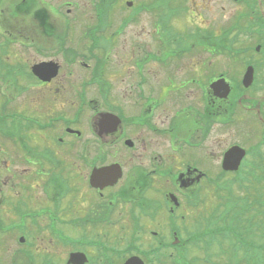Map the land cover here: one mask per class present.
<instances>
[{"label":"flooded vegetation","instance_id":"obj_1","mask_svg":"<svg viewBox=\"0 0 264 264\" xmlns=\"http://www.w3.org/2000/svg\"><path fill=\"white\" fill-rule=\"evenodd\" d=\"M8 1L21 4L22 17L53 26L44 6L32 13L43 0ZM185 1L68 0L79 14L89 3L91 20L78 22L53 50L33 39L53 28L16 30L27 56L20 84L9 83L11 93L0 103V168L6 171L0 178V264L185 263V255L172 253L178 245L172 239L181 238L179 229L193 228L195 216L202 217L197 210L203 198L189 188L221 177V153H202L221 123L222 102L236 106L253 98L247 95L251 87L239 88L236 96V76L222 72L216 60H202L205 50L236 52V39L210 46L205 37L251 36L264 42V0H196L191 15ZM56 5L48 7L51 14ZM226 11L225 19L218 18ZM0 34L12 33L0 25ZM190 36L202 44H188ZM5 37L0 53L13 42ZM1 63L0 76L13 68ZM222 77L229 85L225 98L213 84ZM32 85L38 94L48 91L51 103L38 95L36 108L16 109L13 93L21 97ZM61 151L68 156L61 158ZM216 157L218 171L205 170L203 164ZM100 198L123 204L121 226L101 213ZM116 226L127 230L123 238L114 237ZM102 229L111 236L93 232Z\"/></svg>","mask_w":264,"mask_h":264},{"label":"rangeland","instance_id":"obj_2","mask_svg":"<svg viewBox=\"0 0 264 264\" xmlns=\"http://www.w3.org/2000/svg\"><path fill=\"white\" fill-rule=\"evenodd\" d=\"M67 1L68 0H45V2L50 3L53 6L55 4H57L56 6H59V9L55 10L54 14H51L52 11L48 10V4L45 2L42 4L38 1V3H36L33 7L34 9L32 13H35L36 10H42L44 6L46 8V12H48L47 15H51L53 26L47 23H42L39 19L38 21H31V18H28V16L24 15L22 17L19 4H15L14 2H10L8 0L0 1V25L3 29H7L8 33H12L11 35L5 34L6 36L9 38H14L16 36V41L11 42L7 47L9 49L6 48L4 52L2 50L3 53H0V61H2L1 64L4 65L8 62L13 66L12 69L5 68L6 73L0 76V103H4L2 100H4L9 93H11L9 89H7L8 84L10 83L12 87H18L23 76L20 66H22V63L26 60L27 54L24 53L20 47L22 39L21 36H18L16 30H34L48 26L51 29L53 28V30H45L46 34L49 33V35L41 36L40 32L33 34V39L39 42L41 47H44L47 50H53V48L55 46L57 47V45L62 42L64 38L71 37L72 31L79 28L78 22L80 25L82 23V26L86 23V19L90 22L92 10L89 3L88 9L79 14L76 12L78 8L77 5H67ZM74 1H79V3L82 4L85 2V0ZM184 5L186 7L185 11L188 12V15H191L194 12L193 10L196 9L197 2L196 0H186ZM67 10H69V12ZM15 12H18L17 16L19 18L14 17L16 16ZM111 13H115L113 8ZM72 15H76L75 21L70 20V18L72 19L74 17ZM227 15L228 12L226 11L218 18L225 19ZM9 17L12 18V23L8 22ZM208 17V15L205 16V18ZM5 35L0 34V40L3 43L4 38L6 39ZM223 37H226L225 40L231 39L233 42L235 38L237 42L235 44L238 50H235L236 52H226L220 50L219 53H209L205 50V53L203 54L204 57L199 55L198 59L203 57L202 60L204 61L216 60L221 71H231L230 74L232 73L233 75L239 77L242 72L243 61L248 58L256 66V80L254 81L253 86L247 91V95L251 94L253 98L245 101V103L251 108L250 112L245 111V108L242 107L244 106V102H238L236 106H228V103L225 104L222 102V108L225 109V111L222 112L220 125L217 126L214 134L208 139V147L206 148L205 146L203 149L202 155L204 157L211 155V153L216 154L218 151L222 155L223 151L229 145L234 143H245L249 146L257 142L264 141V57L262 55L263 52L257 53V56L252 55L253 49L257 46V44H260L259 49H264V42H262L259 37H227L211 35L210 33V35L207 36L209 39H207L206 45L211 46L213 44L216 46L218 41L223 39ZM78 39L79 37L77 35V40ZM193 39L194 37L190 39V45L195 42V44H202L199 40L194 39L195 41H193ZM227 45L230 46V44ZM243 47L248 50L242 51L239 49ZM12 77L14 80H11ZM36 88L37 87L34 85L30 86L27 93L22 94L23 97L13 93L16 101H18V108L16 109H19V106H26L28 104H30L31 107L36 108L37 104L33 103L36 101L35 99H37L38 95L45 100V103H51L48 100L51 98V94H49L48 91H45V94L44 92L38 94L40 91ZM11 104L6 105L8 107ZM12 109H15V106ZM228 118H231L230 120L232 121L228 120ZM108 150L112 155L114 154L113 150L115 149H112V146H109ZM262 150L264 152L263 148ZM63 153L65 154H62V151L59 153L61 158L68 156V153ZM3 156L4 155L0 153V161L2 160V162L4 161ZM219 160L221 161V156ZM217 163V157L216 159L209 158L208 163L205 162L203 167L205 170H209L210 172H213L214 169H217L218 171L219 167L217 166ZM262 165L264 166L263 162ZM2 167L0 168V178H3L6 174L5 169ZM255 167L258 166L256 165ZM175 168L176 167L173 169ZM262 169L264 171V168ZM244 173L245 170H242L237 174H227V172L221 171V177L219 178V175L216 176L217 181L210 179L203 182L200 188H195L194 186L189 188V190L192 191L190 193H193V196L200 194V197L203 198V204L197 210L202 217L200 218L195 216V221H192L194 222L193 228L187 227L179 229L182 239L175 235L172 239L173 242L178 243L177 249L173 247L174 250H172V253L176 254L178 252V255H185L187 257L185 259L187 262L186 264H244L240 263V258H245L246 256L253 264H264V259L260 258V255L264 257V252H257L253 249V245L255 244L259 245V250H264V179H256L253 181L245 180L241 176ZM100 201L102 203L101 213H108L110 215V220L115 219L119 222L117 225L121 226L122 219L120 218V212L125 210L123 204H118L115 198L112 200H109V198H100ZM242 207L246 208H244L241 212H237V210ZM92 208L95 211L100 212L98 209L99 207ZM84 210L85 216L88 218L87 208L85 207ZM189 210L191 209L186 208L185 212L187 213ZM178 212H180V210ZM200 221H203V225L198 227V223ZM86 223H88V220H86ZM118 226L116 227L118 228ZM154 227L157 230L164 231V228H159V226ZM89 228L98 229L99 227L93 228L90 225ZM82 229L83 228L78 229L77 233L81 232ZM104 230L105 229L95 230L93 232L99 233L98 236L102 238H104L105 235L111 236V230H109L111 231L109 234L106 233L105 235L103 234ZM232 230L240 232L241 236L245 240L252 242V248L248 254H246L244 248L240 246V242L231 235ZM70 231L75 235L74 230ZM122 231L123 232H121L120 228L116 229L114 237L123 238L127 230ZM231 238L233 240H231ZM43 240L44 237H40L37 244L42 246L41 242H43ZM167 240L169 241V239ZM114 241L119 242L118 239H113L112 242L114 243ZM125 243L126 241L122 240L121 247H123ZM175 261L176 260H169L167 263L176 264Z\"/></svg>","mask_w":264,"mask_h":264},{"label":"water","instance_id":"obj_3","mask_svg":"<svg viewBox=\"0 0 264 264\" xmlns=\"http://www.w3.org/2000/svg\"><path fill=\"white\" fill-rule=\"evenodd\" d=\"M251 73L248 71L244 77V85H248V83H250L251 81ZM239 148H232L231 150H229V153L226 154L224 161H223V166L225 167H229L231 169H235L239 163V160L242 156V154H240L238 152ZM101 171V170H100Z\"/></svg>","mask_w":264,"mask_h":264}]
</instances>
